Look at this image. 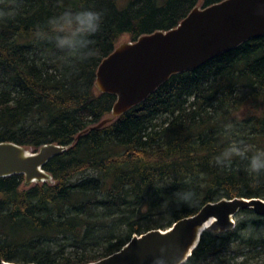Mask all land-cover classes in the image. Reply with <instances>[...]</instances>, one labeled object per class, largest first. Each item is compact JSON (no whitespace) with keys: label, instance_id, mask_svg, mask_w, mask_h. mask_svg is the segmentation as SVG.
<instances>
[{"label":"trees","instance_id":"trees-1","mask_svg":"<svg viewBox=\"0 0 264 264\" xmlns=\"http://www.w3.org/2000/svg\"><path fill=\"white\" fill-rule=\"evenodd\" d=\"M221 1L0 0V142L65 148L43 167L51 183L0 178V264H89L206 203L264 200V36L89 130L115 103L94 82L121 38ZM246 227L205 231L184 264H264V238Z\"/></svg>","mask_w":264,"mask_h":264},{"label":"water","instance_id":"water-1","mask_svg":"<svg viewBox=\"0 0 264 264\" xmlns=\"http://www.w3.org/2000/svg\"><path fill=\"white\" fill-rule=\"evenodd\" d=\"M262 36L264 0H224L203 9L195 7L173 29L119 44L98 65L94 82L96 91L114 95L115 103L110 117L89 130L100 129L137 106L172 75L195 70ZM64 151V147L50 144L31 152L0 142V178L21 175L27 186L51 181L43 167ZM244 210L263 217L264 200L233 198L206 203L197 214L164 231L134 235L116 253L89 264H184L205 231L232 230L235 217Z\"/></svg>","mask_w":264,"mask_h":264},{"label":"rangeland","instance_id":"rangeland-1","mask_svg":"<svg viewBox=\"0 0 264 264\" xmlns=\"http://www.w3.org/2000/svg\"><path fill=\"white\" fill-rule=\"evenodd\" d=\"M129 41L128 37H123L120 40V44ZM47 183H51V181L49 180ZM261 220L259 224L257 225H250V222H252L253 220ZM239 223H245L246 224V229L244 231H242L240 233V235L244 238V239H248V238H252V239H261L264 238V222L263 219L260 217H257L255 215H248V214H240L237 215L234 219V227L239 224ZM163 231V230H161ZM243 257V256H242ZM242 257H240L238 259V262L240 260H242ZM263 262L264 263V252L263 254H260V258L255 261V262ZM253 264L254 262L249 261L248 259V263L246 264Z\"/></svg>","mask_w":264,"mask_h":264},{"label":"bare ground","instance_id":"bare-ground-1","mask_svg":"<svg viewBox=\"0 0 264 264\" xmlns=\"http://www.w3.org/2000/svg\"><path fill=\"white\" fill-rule=\"evenodd\" d=\"M211 222H212V220H210V221L207 223V225L210 224Z\"/></svg>","mask_w":264,"mask_h":264}]
</instances>
